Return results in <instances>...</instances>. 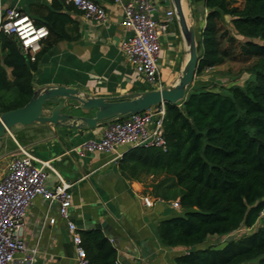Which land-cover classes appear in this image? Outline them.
Segmentation results:
<instances>
[{"label": "trees", "instance_id": "trees-1", "mask_svg": "<svg viewBox=\"0 0 264 264\" xmlns=\"http://www.w3.org/2000/svg\"><path fill=\"white\" fill-rule=\"evenodd\" d=\"M58 4L52 3L43 21H33L54 37L34 55L23 54L13 37L0 33V114L28 103L42 56L50 45L71 40ZM202 8L196 78L227 60L229 53L221 48L225 39L238 42L240 54L253 60L249 79L216 91L193 82L184 102L164 105L165 151L130 149L118 161L119 171L128 180L141 174L159 179L152 196L178 202L176 216L156 227L163 248L184 250L174 264H264V0H202ZM259 221L256 231L206 246L211 238L250 230ZM79 235L89 264H116V251L100 231Z\"/></svg>", "mask_w": 264, "mask_h": 264}, {"label": "crops", "instance_id": "crops-1", "mask_svg": "<svg viewBox=\"0 0 264 264\" xmlns=\"http://www.w3.org/2000/svg\"><path fill=\"white\" fill-rule=\"evenodd\" d=\"M130 1L106 3L104 9L108 20L104 25L84 21L71 5L58 4V12L65 15V35L71 40L50 45L33 74V91L46 86H64L109 99L149 91L119 52V45L130 35L120 26L122 6ZM162 1L151 2L157 12L155 19L172 9L171 5L165 10L160 9L158 4ZM53 2L0 0V11L16 7L31 20L41 22L52 10ZM182 7L187 15V24L194 28L197 40L206 15L202 0H182ZM189 16L192 24L188 22ZM224 22L228 23V18L225 17ZM53 38L49 36L44 39L40 49L50 44ZM159 44L157 67L163 89L177 83L187 60V48L177 23L173 22ZM5 71L7 80L11 82V70L5 68ZM200 78L194 82L200 81ZM109 123L79 131L39 124L12 128L0 147V154L1 149L9 148L0 155V178L11 161L6 162L7 158H13L20 147L36 161L49 162L53 171L72 186L71 220H79L87 215L93 223L109 228V233L100 232L115 249L116 264H174V258L184 250L163 248L157 238L156 227L160 221L177 213L169 203L154 198L151 188L146 189V183L154 181L152 176L141 174L138 180H128L122 176L118 161L128 149L121 147L115 153L89 154L84 158L71 153L82 143L99 139ZM56 182L55 174L50 172L46 185L51 187ZM142 197L152 199L153 206L145 207L141 202ZM19 236L29 248L37 250L32 264H75L71 234L58 215L56 203L49 204L37 197L26 213Z\"/></svg>", "mask_w": 264, "mask_h": 264}, {"label": "built area", "instance_id": "built-area-1", "mask_svg": "<svg viewBox=\"0 0 264 264\" xmlns=\"http://www.w3.org/2000/svg\"><path fill=\"white\" fill-rule=\"evenodd\" d=\"M48 1L71 5L84 21L104 25L108 20L104 5L110 2L117 4L121 0ZM151 2L152 0H131L122 6L120 26L130 35L119 45V52L147 89L160 90L162 83L157 67L159 41L168 33L175 17L173 10L168 9L161 18L155 19L157 12ZM0 33L13 37L21 52L30 55L39 51L40 43L48 37L45 27L35 26L33 20L16 7L0 11ZM163 117L164 105H161L141 114L112 121L99 139L86 141L72 149L71 153L84 158L89 154L115 153L121 147L128 150L142 148L165 151ZM50 172L55 174L57 182L48 187L46 181ZM71 187L53 171L49 162L36 161L18 147L17 154L8 163L5 174L0 178V264H32L35 260L37 250L29 248L21 240L19 233L26 213L37 197L46 203L58 205V215L71 234L75 264H89L82 248L80 231L69 216L72 207ZM141 202L147 208H151L154 203L149 197H142ZM169 206L173 211L179 210L177 201L169 202Z\"/></svg>", "mask_w": 264, "mask_h": 264}, {"label": "water", "instance_id": "water-1", "mask_svg": "<svg viewBox=\"0 0 264 264\" xmlns=\"http://www.w3.org/2000/svg\"><path fill=\"white\" fill-rule=\"evenodd\" d=\"M169 2L187 48V60L175 85L160 90L130 93L116 99L95 97L64 86L38 88L22 108L0 114V147L5 135L16 126L39 124L67 130H91L129 115L144 113L156 106L184 102L194 82L198 64L195 30L187 24L182 0ZM72 222L80 232L96 230L109 233L106 225L93 223L87 215Z\"/></svg>", "mask_w": 264, "mask_h": 264}, {"label": "rangeland", "instance_id": "rangeland-1", "mask_svg": "<svg viewBox=\"0 0 264 264\" xmlns=\"http://www.w3.org/2000/svg\"><path fill=\"white\" fill-rule=\"evenodd\" d=\"M170 5L169 0H163L160 4H158V7L160 9L165 10ZM238 8L242 7V4L239 3L236 5ZM188 22L192 24L190 16L188 18ZM176 23V21L174 20ZM228 23L224 22V27ZM223 31V27L221 28ZM221 48L227 50L229 53V56L227 60L220 65L218 68H215L213 70L205 71L201 74L200 81H204L208 89L212 90H219L220 87H228L230 85H238L243 86L245 82L249 79V75L247 73V69L252 65L253 60L244 58L239 51V43H227L225 39L221 40ZM196 79V76L194 80ZM9 151V148H3L1 149V154L6 153ZM12 157L7 158L6 162L11 160ZM10 162V161H9ZM159 181V179L155 178L154 181H151V183L147 182L146 189L148 188L153 189V186ZM261 222L259 221L252 229L247 230L246 228L242 227L237 232L232 234L231 236L227 238H211L206 243V246H221L223 241L228 239H236L238 237H241L242 235H245L247 233H250L252 231H256L258 228L261 227ZM205 245V244H204ZM203 245V246H204Z\"/></svg>", "mask_w": 264, "mask_h": 264}, {"label": "bare ground", "instance_id": "bare-ground-1", "mask_svg": "<svg viewBox=\"0 0 264 264\" xmlns=\"http://www.w3.org/2000/svg\"><path fill=\"white\" fill-rule=\"evenodd\" d=\"M183 13H184L185 17L187 18V15H186V13L184 12V9H183Z\"/></svg>", "mask_w": 264, "mask_h": 264}]
</instances>
